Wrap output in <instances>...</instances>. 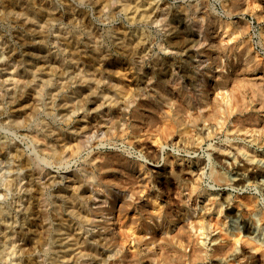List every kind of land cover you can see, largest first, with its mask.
I'll use <instances>...</instances> for the list:
<instances>
[{
	"label": "rangeland",
	"instance_id": "1",
	"mask_svg": "<svg viewBox=\"0 0 264 264\" xmlns=\"http://www.w3.org/2000/svg\"><path fill=\"white\" fill-rule=\"evenodd\" d=\"M152 12H161L162 21H153ZM3 53L7 59L13 56L20 79L17 85L4 82L0 139L16 140L20 163L5 188L6 197L0 198V264H132L118 253L119 244L98 236L105 231L107 216L91 193H120L130 201L140 171L147 184L140 195L147 200L144 193L151 189L152 195H161L157 206L166 203L175 214L179 184L171 172L181 174L191 209L200 213L193 217L204 221L194 235L205 256L226 234L243 238L245 220L255 231L250 238L264 243V189L259 185L264 177L253 180L236 170L247 163L264 167V135L251 129L264 132V0H0ZM4 67L2 80L9 78ZM222 67L238 75V106L232 109L226 98L230 115L219 111L213 122L199 121L189 128L194 132L182 135L180 119L162 103L168 98L159 88L164 84L172 93L178 86L176 97L195 111L198 98L189 90L208 70ZM219 87L222 98L229 96ZM191 93L197 95V90ZM153 103L166 113L159 126L170 124L166 142L159 135L146 139L139 126L142 111ZM10 114H18L24 124L7 126ZM193 115L190 111L183 117L192 120ZM83 122L99 123L106 137L85 141ZM58 138L72 148L64 159L48 152ZM106 152L138 163L129 166L134 177L129 188L118 184L121 174L102 160ZM6 153L0 157V176L6 163L13 164ZM105 163L109 165L103 168ZM201 163L206 164L203 177L197 175ZM46 170L59 175L56 182L46 178ZM238 178L246 185L233 187ZM29 180L32 186L27 187ZM246 198L258 199L259 208L240 207ZM74 200L78 203L73 207ZM230 201L233 217L228 215ZM137 212L132 204L126 218L117 215L119 225L128 224L130 237L119 239L130 255L144 249L135 238L157 231L152 218L140 220ZM14 233L28 243L24 256L14 251ZM242 245L238 242L236 248L241 251ZM239 259L246 260L243 255ZM192 260L179 264H213L207 258Z\"/></svg>",
	"mask_w": 264,
	"mask_h": 264
},
{
	"label": "bare ground",
	"instance_id": "2",
	"mask_svg": "<svg viewBox=\"0 0 264 264\" xmlns=\"http://www.w3.org/2000/svg\"><path fill=\"white\" fill-rule=\"evenodd\" d=\"M160 16H161V12L159 13L152 12L151 19L155 22L162 21L160 20ZM168 25L172 27V25L170 24ZM172 29L174 30L176 29V32L179 35L182 34V31L179 33L177 26L173 25ZM0 59H1L0 66L3 67L5 66L4 67L5 69L10 70V71L8 70L9 73L4 75L9 77L8 79L2 80V78L0 77V115H2L5 111V108L2 106L3 103L1 102L2 99L5 97L4 82L11 81L12 84L17 85L20 77L18 72V65L13 60V56H10L9 59H7L3 53L0 55ZM7 63L9 65L6 66ZM174 76L175 75L172 74V77ZM234 76H238V75L234 73V71L231 72L227 67H222L220 71H216V72L212 68L208 70L207 75L205 77H202L201 81H199V83L196 84V88L193 91L189 90L191 97L193 96L194 98L196 97L198 98L196 101L198 107H196L195 111H193L194 109L188 107L187 105H182V103L185 104L183 99H181L180 97H176V90L178 86H173L172 93H169L168 88L164 84H162V87L159 88L160 92L168 98V100L162 101V103L166 102L169 105V109L172 110L173 113L177 114L178 119H180L179 125L181 127L180 133L182 135L188 136L189 133L194 132L189 128L190 126L195 125L199 121L210 122L212 120L213 122L214 117L218 115L217 113L219 111L220 112L224 111L223 113H226L227 116L230 115L229 114L230 110H228L226 107L227 103L229 104V106H231L232 109H236L240 101V100L237 101L236 100L237 96H235L236 94L235 89L237 88L239 81L235 79ZM243 81L251 82V80L249 79ZM219 86H222L227 90L230 98L228 95H226L227 97L225 96V98L221 97L222 95L219 92V88H220ZM118 88L121 91L124 90V88L121 86ZM196 90H197V95L191 93V92L196 93ZM238 96L240 97V94ZM239 97L238 99H240ZM226 98L228 99L227 103L225 101ZM13 99H15L14 96ZM187 99L189 98L187 97ZM154 104L155 103L151 104V106L145 107V109L142 111L141 116L143 122L139 126L141 130L144 132L143 137H146V139H149L152 135H159L163 139V141L166 142V140L169 137H171L172 130L170 129V124L168 126L166 125L169 128L167 127L162 128L161 126H159V123L163 121V118L166 116V113H164V110L161 109L159 105H154ZM234 106L236 107L234 108ZM190 111H192V113L195 114L193 115L192 120H189L187 116L183 117V114H186L187 112ZM220 114L221 116H223L222 113ZM104 117L106 120H108V118H111L110 115L108 117L106 116ZM7 119H10V123H6L7 126L13 124L15 125L24 124V121L18 114H14V115L10 114ZM82 125H84L83 127L84 135H86L85 138L87 139L85 141L89 142V140L91 138L93 139L94 137L98 139L99 138L103 139L107 135L106 133H103V130H101L99 123L95 125H87L86 122L85 123L83 122ZM106 129H108V127ZM251 129L254 132L257 131L258 133H260L261 136L264 135V132H262V130H257L253 126L251 127ZM237 130L240 131L242 129L239 128ZM249 131L251 130H248L247 132ZM4 138L0 139V157L5 155L6 151L4 150H9V152L6 154L7 156H10V159L13 160V164L8 165V163H6L7 164L6 171L0 176V198L6 197L5 188H7V185L10 184L11 182V178L13 176V170L16 167V164L18 165V163H20V156L18 155V151H17L19 147L18 143L14 138H11L9 136L6 137L5 139L6 140L9 139L10 142L5 141ZM66 143L67 142H65L64 139L58 138L55 140V143H53V145H49L48 152L54 155V157L56 158L57 156H60L62 159H64L66 155L71 152L72 149L71 147H66ZM102 154L105 156L102 157V160L104 162H107L109 160L108 162H110L111 164V169H115L117 172L121 174V176L117 179L118 184H121L122 187L129 188V186L131 185L134 179L132 175L128 174L129 166L132 164V162L127 160L126 158L122 160L123 155L118 152H113V153L106 152ZM133 164L137 166L138 163H133ZM133 164L131 166H133ZM204 164L205 163L200 164L202 170L201 172L197 173V175L200 177H203L204 175L203 170L206 165ZM108 165L109 164L105 163L103 168L108 167ZM236 170L239 173V175H242L244 173L248 174L253 180H257L262 176L264 177V167L261 166L260 164L247 163L240 167L238 166ZM51 174H53V172L46 170V178L52 176ZM138 175L139 176L135 177V182H134L135 187L131 189L130 201L124 200L123 197H120V193L116 195V193L112 194L110 192H105V191L100 193V191L97 192L95 190H93V192L91 193L92 196L91 198H95L94 199L95 204L100 205V210L103 213H105L107 216V218L103 219L104 225L102 226L105 229V231L103 233L101 232L100 234H98V236H100L102 239L114 242L115 244H119L118 253L124 254L126 258H130L131 261H133L132 264H136L140 260H144V259L150 260L152 264H179L189 259H193L192 261L196 263V261L199 260L203 262L205 258L209 259V261L213 264H237V262L234 261H236V259H239L240 255H243L246 258V260L239 259V264H264V243L263 242L258 243L254 239L250 238V235L254 234L255 231L252 224H250V222L246 220L243 222L244 225L242 227L244 232L243 238L240 237L233 238L232 237L233 235L226 234V236L223 238L224 241L213 244L211 252L209 254L207 253L205 256L204 255L205 250L200 244L199 241L200 239L195 237L194 235V231L201 228L204 225V221L202 219L193 217V214L196 213V211L191 209V206L189 204L190 199L188 198L186 194V190L182 185L181 174L178 175L175 169H173L171 172V175L175 177L176 182L179 184L178 197L180 200L179 202L180 205L177 214H175L172 210L168 209L166 203L165 204L161 203L160 204L161 206H157V201L161 199V195L160 194L152 195L151 189H148L147 192L144 193L147 196V200H145L144 197L140 195V193L142 191L145 192L144 186L146 187L147 184L145 181V177L143 176L141 171L138 173ZM66 176L68 177V175H64V177ZM215 176L217 175L215 174ZM57 177H59V175L52 176L51 177L52 182L54 181L56 182ZM60 179H61L60 180V184H61L63 178ZM215 179L219 181L220 178L219 179L215 178ZM31 182L32 180H29L27 182V187L32 186ZM231 185L233 187H243L244 185H246V180L244 178L234 179ZM259 185L264 189V182L262 180L259 181ZM198 191L199 190H197L196 192ZM99 198H104V199L98 200ZM154 198L156 199V201L153 200ZM74 201L75 202L71 203V206L73 207L76 206L78 203L76 200ZM212 203L215 204L216 201H213ZM258 203H259L258 199L246 198V199H241V201L238 204L240 205V207L245 206V208H249V209L251 208L252 210L256 211L259 208ZM2 204L3 201H0V209ZM132 204L136 211H140L137 212L138 214L141 215L140 220L147 221L148 218H152V223L155 225L157 231L156 233L144 234L141 237L135 238L134 239L135 242L137 244L143 245L144 249L142 251L134 252L133 254L130 255L128 251H125L126 247L119 239L120 236H126V238L130 237V234L126 232V230L128 229V224L126 226V223L123 222L121 225H119L117 223V215H119V217L124 215V218H126L125 212H127L130 208H132ZM228 205H229L228 215L230 217H233L232 215H234V210H235L234 203L230 201ZM223 211L224 209H220L218 212L222 213ZM196 214H200V213H196ZM132 221L135 222L137 220L133 219L131 220V222ZM146 223L148 225H151L148 222ZM217 223L218 225H220L219 222ZM4 228L9 229L8 227H4ZM19 236L20 235H18L17 233H14V238H16V240L12 241L13 242L12 246L14 247V251L20 252V254L24 256V252L27 250L28 243L25 238L23 239L21 238L20 240ZM238 242L244 244L241 246V251L240 249L236 248ZM185 248L190 249V253H188Z\"/></svg>",
	"mask_w": 264,
	"mask_h": 264
}]
</instances>
